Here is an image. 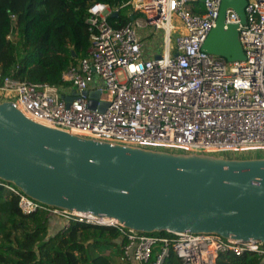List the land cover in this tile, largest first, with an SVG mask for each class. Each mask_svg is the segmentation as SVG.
<instances>
[{
  "label": "built area",
  "instance_id": "1",
  "mask_svg": "<svg viewBox=\"0 0 264 264\" xmlns=\"http://www.w3.org/2000/svg\"><path fill=\"white\" fill-rule=\"evenodd\" d=\"M246 1L244 24L232 9L225 13V25H238L240 62L202 50L221 0H129L121 8L130 20L119 28L108 21L118 9L95 3L87 11L94 30L88 54L61 74L65 85L0 75V102H11L36 123L111 145L236 159L264 151V0ZM149 28L163 32L161 52L152 58L144 57ZM95 77L103 87L91 88ZM72 87L75 94L66 101ZM84 92L100 93L94 109ZM0 186L18 196L23 214L43 211L65 226L73 220L117 228L123 264H163L169 253L181 264H216L225 252L264 259V244L251 240L139 233L41 205L11 184Z\"/></svg>",
  "mask_w": 264,
  "mask_h": 264
},
{
  "label": "water",
  "instance_id": "2",
  "mask_svg": "<svg viewBox=\"0 0 264 264\" xmlns=\"http://www.w3.org/2000/svg\"><path fill=\"white\" fill-rule=\"evenodd\" d=\"M246 4L221 0L203 51L244 60L238 25H225V13L232 9L244 24ZM99 94L82 93L91 109ZM0 181L41 205L139 233L212 234L264 244V158L111 145L36 123L11 102H0Z\"/></svg>",
  "mask_w": 264,
  "mask_h": 264
},
{
  "label": "trees",
  "instance_id": "3",
  "mask_svg": "<svg viewBox=\"0 0 264 264\" xmlns=\"http://www.w3.org/2000/svg\"><path fill=\"white\" fill-rule=\"evenodd\" d=\"M127 1L0 0V75L65 85L61 74L90 48L94 30L87 23L89 7L101 3L118 9L108 21L119 28L130 20L127 7L121 8ZM18 200L0 186V264H123L117 228L72 220L51 233L46 213L23 214ZM163 264L181 262L169 253ZM216 264H264V259L250 252H225Z\"/></svg>",
  "mask_w": 264,
  "mask_h": 264
},
{
  "label": "rangeland",
  "instance_id": "4",
  "mask_svg": "<svg viewBox=\"0 0 264 264\" xmlns=\"http://www.w3.org/2000/svg\"><path fill=\"white\" fill-rule=\"evenodd\" d=\"M147 34L150 36L149 39L147 40V43L150 44L151 48L156 49L157 51L161 52L162 49V37H163V32L162 31H157L155 32L152 28H149L147 30ZM172 41H174V35H172ZM93 86L94 87H103V83L98 78H94L93 80ZM252 155V156H251ZM249 156L252 158H261L264 157V151H251L249 152ZM248 157V158H250ZM241 158V157H239ZM50 222L57 220L59 224L55 225L56 227L50 230L51 233L57 232L60 228H63L65 226V220L59 221V219H53L49 218ZM91 255H94V251L90 250Z\"/></svg>",
  "mask_w": 264,
  "mask_h": 264
},
{
  "label": "crops",
  "instance_id": "5",
  "mask_svg": "<svg viewBox=\"0 0 264 264\" xmlns=\"http://www.w3.org/2000/svg\"><path fill=\"white\" fill-rule=\"evenodd\" d=\"M149 37L148 38H145V40H144L145 41V53H144V57H146V58L155 57L156 56V53L155 52L157 51L156 49L151 48L150 44L147 43V40L149 39ZM91 88H94L93 84L91 85ZM67 94L70 97H72L75 94V88L74 87L70 88L69 91H67ZM262 158H264V157H262ZM57 224H59L57 220H55L53 222L51 221L50 222V229H52V226H53V228H55L56 227L55 225H57Z\"/></svg>",
  "mask_w": 264,
  "mask_h": 264
},
{
  "label": "bare ground",
  "instance_id": "6",
  "mask_svg": "<svg viewBox=\"0 0 264 264\" xmlns=\"http://www.w3.org/2000/svg\"><path fill=\"white\" fill-rule=\"evenodd\" d=\"M170 152H174V151H170ZM182 154H192V153H184V152H182V151H180ZM249 152H251V151H249ZM249 152L246 154V156H245V158H248L247 156H249ZM174 153H179V152H174ZM208 156H211V155H208ZM252 156V155H251ZM215 157H217V156H215ZM250 157V156H249ZM250 158H252V157H250ZM250 158H248V159H250ZM255 158V157H254ZM262 158V157H261ZM225 159H236V157H233V158H229V157H226ZM74 214H76V215H80L81 213H77V212H74ZM82 215H87V214H81V216ZM87 216H89V218L90 217H92V218H95V217H93V216H91V215H87ZM101 222H107V220H100ZM228 239H230V238H228ZM230 240H233V239H230ZM251 241H253V242H257L256 240L254 241V240H251ZM258 243H260V244H263V243H261V242H258Z\"/></svg>",
  "mask_w": 264,
  "mask_h": 264
}]
</instances>
